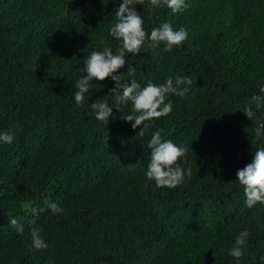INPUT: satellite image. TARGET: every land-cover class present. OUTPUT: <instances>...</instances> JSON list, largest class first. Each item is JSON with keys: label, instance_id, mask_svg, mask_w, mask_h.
I'll return each instance as SVG.
<instances>
[{"label": "trees", "instance_id": "1", "mask_svg": "<svg viewBox=\"0 0 264 264\" xmlns=\"http://www.w3.org/2000/svg\"><path fill=\"white\" fill-rule=\"evenodd\" d=\"M122 2L0 0V133L15 135L0 142V264H264V205H246L237 177L264 147L256 118L242 112L264 86V0H185L178 13L148 0L129 6L149 34L167 22L188 38L171 52L146 42L116 75L142 88L193 81L185 97L169 94V115L135 130L121 118L131 102L115 108L111 77L90 83L83 106L74 99L90 53L121 46L110 29ZM104 99L114 107L108 123L91 109ZM161 129L188 149L180 163L191 176L174 189L146 178L148 145ZM50 202L63 211L52 214ZM32 228L46 249L33 247ZM244 230L237 261L229 253Z\"/></svg>", "mask_w": 264, "mask_h": 264}, {"label": "clouds", "instance_id": "2", "mask_svg": "<svg viewBox=\"0 0 264 264\" xmlns=\"http://www.w3.org/2000/svg\"><path fill=\"white\" fill-rule=\"evenodd\" d=\"M145 0H123L115 12L117 22L110 29V36L121 41V46L117 48L116 53L110 46H105L102 51H92L84 62L82 75L75 84L77 91L74 99L77 105L83 106L85 94L90 93V83L93 80L105 81L107 78L115 82V87L109 93L114 94L116 109L121 105L131 102L133 113L122 115L126 122H132V128L135 130L138 126L148 127L145 122L159 119L169 115L173 109V102L168 99L169 94L185 97L191 90L193 81L189 76L168 77L166 82L160 85L154 84L149 80L143 88L135 79L131 84L124 82L123 76L116 75L117 71L125 66L126 53L136 56L141 53L146 42L147 47L156 50L163 45L161 51L171 52L174 47H179L188 38V32L183 27L174 30L170 23H161L158 27H153L150 34L144 28V19L134 7L137 4L144 6ZM150 7H164L171 9L172 13H178L187 8L185 0H148ZM101 45H107L106 40L100 41ZM99 47V45H98ZM130 67V71H134ZM260 94H254L251 97V103L246 104L242 111L250 120L254 117L257 120L255 130L256 140L264 139L262 130L264 123L256 115L257 110L264 108V86L259 89ZM113 108L107 102V99L92 102L91 109L95 113L98 121L109 122L113 117ZM161 130L155 131L149 142L151 149L150 163L147 165L146 178L154 181L157 188H177L185 180L186 176H191V167L181 166V159L186 157L187 147L178 146L171 140H163ZM143 130L140 135H143ZM14 133L5 131L0 133V142L11 145L14 142ZM186 163V161H185ZM237 177L240 185L244 188L246 196V205L251 208L256 204L264 205V147L258 148L254 154L252 162L244 168L237 171ZM48 209L52 214L61 213L63 209L55 202L48 204ZM43 209H32L34 216H38ZM10 225L16 228L17 232L23 233V224L18 223L15 218H9ZM34 223V221H33ZM39 228H32L30 235L32 245L36 250H43L48 247L47 243L40 235ZM247 230L241 231L236 237L234 246L230 249V255L237 261L244 255V245L249 237Z\"/></svg>", "mask_w": 264, "mask_h": 264}, {"label": "water", "instance_id": "3", "mask_svg": "<svg viewBox=\"0 0 264 264\" xmlns=\"http://www.w3.org/2000/svg\"><path fill=\"white\" fill-rule=\"evenodd\" d=\"M261 120H262V123H263V122H264V116L262 117ZM262 135H264V134H263V130H262Z\"/></svg>", "mask_w": 264, "mask_h": 264}]
</instances>
